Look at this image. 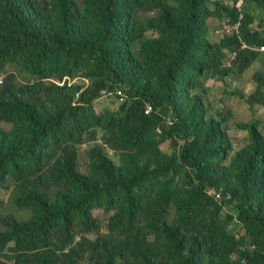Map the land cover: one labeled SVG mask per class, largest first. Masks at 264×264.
Returning a JSON list of instances; mask_svg holds the SVG:
<instances>
[{
    "label": "trees",
    "instance_id": "1",
    "mask_svg": "<svg viewBox=\"0 0 264 264\" xmlns=\"http://www.w3.org/2000/svg\"><path fill=\"white\" fill-rule=\"evenodd\" d=\"M240 1L0 0V264H264V0ZM257 65L237 120L208 82Z\"/></svg>",
    "mask_w": 264,
    "mask_h": 264
},
{
    "label": "rangeland",
    "instance_id": "2",
    "mask_svg": "<svg viewBox=\"0 0 264 264\" xmlns=\"http://www.w3.org/2000/svg\"><path fill=\"white\" fill-rule=\"evenodd\" d=\"M243 0H241L238 3V7L241 8L243 5ZM215 8V7H214ZM264 20V19H263ZM261 19H257L254 22L253 27H259ZM231 32L229 29V25L227 24L226 21L219 20L217 18L211 19V37L214 41H219L221 40L226 33ZM256 69H262L260 65H257L251 69H249L244 75L242 76H235V75H230L229 77L226 78H218L214 80H210L208 82V87H209V98L212 100L217 99L219 101V105H226L229 104L233 109L235 113V118L237 120H247L251 117V112L245 106L244 104L241 103L237 98L232 97L229 95V92L234 91L237 88H242L246 90L247 92L252 91V86L249 87L248 85L251 84L253 76L256 72ZM0 81H3V77H0ZM20 82H25L26 79H19ZM35 81L33 78L30 79V82ZM96 111L97 112H102L105 109H111L114 110L117 106L115 103V99L113 97H103L99 101L95 103ZM260 117H264V112L258 115ZM231 136L232 140L235 143L236 147L239 146L240 142H244L247 133L246 132H232L231 130ZM83 156L86 154L83 153ZM93 216L97 219L100 220V222L103 225V230H107V224H108V217L110 215H107L106 212L102 209H96L93 212Z\"/></svg>",
    "mask_w": 264,
    "mask_h": 264
},
{
    "label": "built area",
    "instance_id": "3",
    "mask_svg": "<svg viewBox=\"0 0 264 264\" xmlns=\"http://www.w3.org/2000/svg\"><path fill=\"white\" fill-rule=\"evenodd\" d=\"M260 51L264 52V46L260 48ZM234 58V56H233ZM118 94L120 95V101H123L124 100V97H123V93L122 91H118ZM149 110H151V107L148 108V110L146 112H149Z\"/></svg>",
    "mask_w": 264,
    "mask_h": 264
},
{
    "label": "clouds",
    "instance_id": "4",
    "mask_svg": "<svg viewBox=\"0 0 264 264\" xmlns=\"http://www.w3.org/2000/svg\"><path fill=\"white\" fill-rule=\"evenodd\" d=\"M259 51H260V49H259ZM260 52H262V51H260ZM264 53V52H263ZM233 56L235 57L236 56V54H233V55H230L229 54V63H231V61H233ZM229 67H230V64H227ZM0 83H2V81H0Z\"/></svg>",
    "mask_w": 264,
    "mask_h": 264
}]
</instances>
